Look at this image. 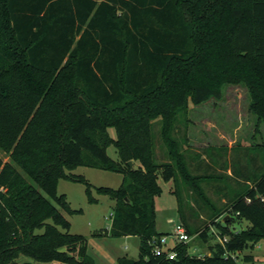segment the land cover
Masks as SVG:
<instances>
[{"label": "trees", "instance_id": "1", "mask_svg": "<svg viewBox=\"0 0 264 264\" xmlns=\"http://www.w3.org/2000/svg\"><path fill=\"white\" fill-rule=\"evenodd\" d=\"M225 84L245 85L264 123V0H0V150L10 157L0 155V264H96L59 209L81 212L58 193L61 179L84 184L91 203L93 189L115 200L110 234L140 238V257L115 264H242L264 240V169L223 209L212 205L205 227L181 215L191 236L216 239L209 254L180 243L170 260L150 245L165 235L160 177L182 176L209 202L175 132L191 105L220 99ZM79 166L121 173L123 183L95 187L72 173Z\"/></svg>", "mask_w": 264, "mask_h": 264}, {"label": "rangeland", "instance_id": "2", "mask_svg": "<svg viewBox=\"0 0 264 264\" xmlns=\"http://www.w3.org/2000/svg\"><path fill=\"white\" fill-rule=\"evenodd\" d=\"M250 103V94L245 85L225 84L220 99L210 98L201 104L191 105L188 112L190 123L187 126L183 119L178 122L176 137L182 141L187 140L183 153L191 173L206 177L201 181V186L209 202H204L194 188L184 182L182 176L177 181L159 178L162 193L155 199L156 227L169 237L170 245L174 244L170 235L182 223V214H197L191 216L192 220L202 222L205 227L213 214L212 205L223 209L239 191L249 187L246 184L249 177L264 169V123H258L257 116L250 111ZM160 126L158 123L153 127L156 159L159 162L168 160ZM109 133L116 138L115 128H109ZM108 154L119 161L115 145L108 148ZM0 155L5 162L10 160L9 155L1 150ZM258 163H261V169L257 168ZM72 173L85 176L95 187L118 189L124 180L121 173L86 166H79ZM176 188L179 195L174 193ZM58 193L66 194L72 209L81 210L79 213H70L59 207L71 222V233L88 238L87 254L96 264H115L123 256L132 259L140 257L139 238L113 237L110 234L116 211L115 200L93 189L98 202L91 203L84 184L65 179L59 181ZM243 227L246 228V224ZM215 242L213 238L206 242L195 233L188 244L189 254L204 257L210 251V244ZM250 251L245 250L244 254ZM244 254L240 262L250 264L244 261ZM253 254L256 264H264V240L256 245ZM27 260L35 264H57L38 262L31 258Z\"/></svg>", "mask_w": 264, "mask_h": 264}, {"label": "built area", "instance_id": "3", "mask_svg": "<svg viewBox=\"0 0 264 264\" xmlns=\"http://www.w3.org/2000/svg\"><path fill=\"white\" fill-rule=\"evenodd\" d=\"M170 222H173L172 219H169ZM173 238L174 244H169V237L163 235L159 238H154L150 241L152 247V252L157 256H166L170 260H174L177 257V252L173 249L180 243H189L192 236L188 233L185 225L183 223L176 226L174 233L170 235Z\"/></svg>", "mask_w": 264, "mask_h": 264}, {"label": "crops", "instance_id": "4", "mask_svg": "<svg viewBox=\"0 0 264 264\" xmlns=\"http://www.w3.org/2000/svg\"><path fill=\"white\" fill-rule=\"evenodd\" d=\"M261 163H262V162H261ZM261 163H258V164H257V168H258V169H261V168H262ZM248 184H250V182H249ZM169 219H172V218H169ZM247 226H248V224H247ZM157 231H158V230H157ZM159 232H160V231H159ZM162 233H163V232H162ZM125 237H126V238H128V237H137V238H139L138 236H125ZM139 240H140V238H139ZM260 242H262V241H260ZM260 242H259V243H260ZM140 244H141V240H140ZM256 245H257V244H256ZM256 245H255V247H256ZM139 247H140V245H139ZM255 247H254V248H255ZM254 248H253V249H254ZM253 249H251L250 253H245V254H244V252L242 253V254H244V256H246V255H252V256H253V260H252V261H248V262L245 261V262L250 263V264H256V258H255V255L253 254ZM209 253H210V252H209ZM209 253H208V254H209ZM242 254H241V256H242ZM244 256H243V257H244ZM56 263H57V264H62V263H59V262H56Z\"/></svg>", "mask_w": 264, "mask_h": 264}, {"label": "water", "instance_id": "5", "mask_svg": "<svg viewBox=\"0 0 264 264\" xmlns=\"http://www.w3.org/2000/svg\"><path fill=\"white\" fill-rule=\"evenodd\" d=\"M129 165L133 168V169H135V165H134V162L133 161H129ZM226 221V218L224 219V222Z\"/></svg>", "mask_w": 264, "mask_h": 264}]
</instances>
